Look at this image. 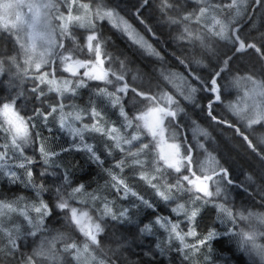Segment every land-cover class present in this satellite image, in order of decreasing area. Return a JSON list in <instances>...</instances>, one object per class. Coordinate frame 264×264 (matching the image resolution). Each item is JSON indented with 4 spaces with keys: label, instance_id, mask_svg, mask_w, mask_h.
<instances>
[{
    "label": "snow or ice",
    "instance_id": "snow-or-ice-1",
    "mask_svg": "<svg viewBox=\"0 0 264 264\" xmlns=\"http://www.w3.org/2000/svg\"><path fill=\"white\" fill-rule=\"evenodd\" d=\"M0 264H264V0H0Z\"/></svg>",
    "mask_w": 264,
    "mask_h": 264
},
{
    "label": "trees",
    "instance_id": "trees-1",
    "mask_svg": "<svg viewBox=\"0 0 264 264\" xmlns=\"http://www.w3.org/2000/svg\"><path fill=\"white\" fill-rule=\"evenodd\" d=\"M166 135H167V133H166Z\"/></svg>",
    "mask_w": 264,
    "mask_h": 264
}]
</instances>
